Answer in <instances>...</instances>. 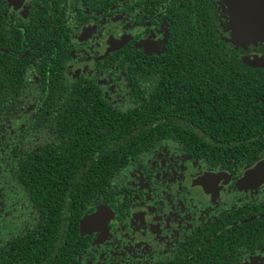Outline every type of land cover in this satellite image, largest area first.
Segmentation results:
<instances>
[{"label":"flooded vegetation","instance_id":"obj_1","mask_svg":"<svg viewBox=\"0 0 264 264\" xmlns=\"http://www.w3.org/2000/svg\"><path fill=\"white\" fill-rule=\"evenodd\" d=\"M231 18L229 0H0V264L28 251L47 253V264H264V101L254 133L226 143L241 155L213 156L194 91L164 86L192 100L191 111L148 110L146 142L77 221L63 199L67 164L84 167L69 144L87 122L52 98L72 91L113 130L158 81L208 67L214 50L233 57L226 66L241 84L260 83L264 41L237 36Z\"/></svg>","mask_w":264,"mask_h":264},{"label":"trees","instance_id":"obj_2","mask_svg":"<svg viewBox=\"0 0 264 264\" xmlns=\"http://www.w3.org/2000/svg\"><path fill=\"white\" fill-rule=\"evenodd\" d=\"M193 53V52H189ZM228 60L223 53L214 50L211 53L213 64L208 67H187L183 68V76L171 74V78L160 80L152 88L151 98H145L144 101H137L129 113H118L114 119V128L103 129L101 121H95V114L86 111L91 110L89 106H82L75 101H70L72 91H65L52 85L51 92L63 90L64 99L54 100L53 107L63 109L64 104L71 103L69 108L82 111L87 122L83 127V134L75 141V146L69 144L68 154L73 157L84 158V167L76 168V162H69L68 172L72 181L68 183L64 203H66L67 213L74 217L76 221L82 214V209L87 208L91 202L97 198V192L101 189L103 196L110 188L111 176L116 175L123 164L124 157L134 153L146 142L144 137L146 122L144 121L147 111L154 109L191 110L192 100L187 96H180L176 89L170 92H164L162 87L170 85L187 86L192 89L196 96L193 100V107L198 110L193 118L206 120L211 127L210 136L214 139L212 147L213 156L238 157L242 153V147H230L226 149V143L246 140L255 130L254 117L252 114L263 106L264 101V79L260 83L244 82L240 83L238 78V69H230L226 66ZM234 72V73H233ZM194 74L197 76L198 83L193 80ZM200 77V78H198ZM211 79V80H210ZM204 84L209 85L211 91L206 89ZM226 87V89H225ZM57 88V89H56ZM260 91V97L257 92ZM165 93L170 94V101L165 102ZM181 101L184 105H180ZM173 102L175 105L170 108L166 103ZM179 102V105H178ZM189 107V108H188ZM92 110L96 106L92 105ZM101 126V128H100ZM101 129L98 132V129ZM131 141L122 143L117 134H121ZM224 147H222V146ZM129 152V153H128ZM63 155V153H61ZM27 175L34 172L31 165L23 163ZM76 168V169H75ZM41 172V170H39ZM27 177V176H26ZM25 178V177H24ZM27 181V179H24ZM33 189V188H32ZM62 197V196H61ZM98 201V200H97ZM63 203L61 202V205ZM58 259V264H66V260ZM53 263V262H49ZM15 264H47V253L41 255L37 252H26L16 260Z\"/></svg>","mask_w":264,"mask_h":264},{"label":"water","instance_id":"obj_3","mask_svg":"<svg viewBox=\"0 0 264 264\" xmlns=\"http://www.w3.org/2000/svg\"><path fill=\"white\" fill-rule=\"evenodd\" d=\"M229 5L237 36L264 41V0H229ZM96 212L87 211L86 222H94Z\"/></svg>","mask_w":264,"mask_h":264}]
</instances>
